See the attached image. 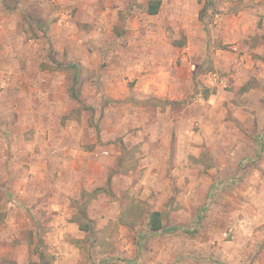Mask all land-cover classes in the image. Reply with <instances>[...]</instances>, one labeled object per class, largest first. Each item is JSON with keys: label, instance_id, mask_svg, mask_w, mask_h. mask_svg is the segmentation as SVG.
I'll return each mask as SVG.
<instances>
[{"label": "rangeland", "instance_id": "obj_1", "mask_svg": "<svg viewBox=\"0 0 264 264\" xmlns=\"http://www.w3.org/2000/svg\"><path fill=\"white\" fill-rule=\"evenodd\" d=\"M2 3L22 13H0V91L27 70L16 85L50 93L39 112L0 93V187L32 219L0 264L226 263L264 232V0ZM151 74L173 98L139 93ZM27 183L43 188L22 203Z\"/></svg>", "mask_w": 264, "mask_h": 264}, {"label": "crops", "instance_id": "obj_2", "mask_svg": "<svg viewBox=\"0 0 264 264\" xmlns=\"http://www.w3.org/2000/svg\"><path fill=\"white\" fill-rule=\"evenodd\" d=\"M30 8V7H29ZM3 12V14H2ZM7 9L6 6L2 3L0 5V13L1 15H4L6 20L9 21V19L11 18L12 14L18 15L21 14L22 11L20 10H15V11H11L9 12L10 14H7ZM6 21V26L9 25L8 22ZM2 22V21H1ZM191 69H195V65H192L190 67ZM198 68V67H197ZM2 74L7 75V78H12L13 82H14V86L11 82L8 81L7 83V88L5 90H1L0 93L3 94L4 92H7L8 95H10L11 100H8V103H10V107L13 109L14 107H18V103H22L20 109L18 108H14L13 111H17V110H21L22 107H24L23 105L27 102H29V107L32 108L34 111L39 112L41 109H44V103H45V98L44 97H39L40 94H46V93H50V91H47L46 88H44L43 86H39V85H35L33 87L31 86H27V85H22L19 87V85H16L17 82H15L14 80H21L22 79H26V82L28 83V77H29V71L27 70H20L17 71L14 75H9L11 74L10 71L8 73V71H4L2 72ZM142 75V74H139ZM143 78V76H142ZM141 78V79H142ZM187 81V79H186ZM173 85V84H171ZM11 86V87H10ZM164 87L168 88L165 89ZM141 91H139V93L141 95H144L145 92H149L151 93L154 97L159 98V99H167V98H173L172 95L175 93H173V89L172 87H167V85H164V83H161L160 80L157 78L156 75L151 74L150 78L147 80V89L145 90L143 87H141L140 89ZM14 92H19L21 94V99H19L20 101L17 100H13L11 97V94L9 93H14ZM185 93V90L181 89H177L176 90V97H183ZM172 94V95H171ZM16 102V104H15ZM3 103L1 102V105ZM15 104V105H14ZM60 105V104H59ZM16 109V110H15ZM157 114H160V110H157ZM15 115V114H14ZM168 113H165V116H167ZM12 119V118H11ZM172 119H174V117H172ZM39 125H45V122H43L41 119H39L37 126ZM69 140V142H68ZM73 140H76V144L77 146L72 147L71 143ZM79 138H72L70 135H63L60 138L57 137L55 139H53L52 137H44L43 141H45L46 143L48 142H52L55 143L56 141L59 142V144L62 145V152L67 154H70V161L71 162H76V159H72L71 158V154H74L75 156H77V154L80 152H85V149L83 150L81 148V143L79 142ZM75 144V143H74ZM42 150L44 149V147H41ZM88 152V151H87ZM189 152L186 153H182L179 154L177 153V157L181 158V157H186L188 156ZM65 157V156H62ZM68 160V159H67ZM65 161V164L68 161ZM63 172V171H61ZM43 173H47L46 170L43 171ZM65 174L66 171H64ZM70 176L72 177L74 174H72V171L69 172ZM70 186L68 187H64L66 190L69 189ZM43 187L39 186V185H33V184H29L27 183L21 190L18 189L17 192V196H18V200L22 203H25L26 200H29L31 197H33L34 194L36 195H40L38 194V190L42 189ZM15 206L12 205V203L9 200V197L7 199L6 197V190L5 188L0 187V223H2L1 227L4 230H0V245L3 244L5 247H10L11 248V242L13 240V232H12V228H14V223H16L17 225H21L22 222H27L30 224V222H32V219L30 218V216L27 217H23V219H20V221H16L13 218L12 213L14 212ZM28 216V215H27ZM16 221V222H15ZM34 223L37 222L36 219H33ZM19 223V224H18ZM264 232H260L257 233L258 235L253 234L251 236L252 242L249 244V247L243 246L242 249H226L227 251L223 250V249H219V253H223L224 257L223 260H226V263L222 262V261H217V264H264V260L262 259V257H264ZM232 242V241H230ZM255 242L256 245H255ZM199 248V247H198ZM199 252H203L201 254H204L205 250L199 248L198 249V253ZM217 253V250L215 251Z\"/></svg>", "mask_w": 264, "mask_h": 264}, {"label": "trees", "instance_id": "obj_3", "mask_svg": "<svg viewBox=\"0 0 264 264\" xmlns=\"http://www.w3.org/2000/svg\"><path fill=\"white\" fill-rule=\"evenodd\" d=\"M150 12L154 14L156 11L155 10H151ZM160 216H161V213L159 211H154L151 214V220H150L151 224L150 225H151V228H152L153 231H159L163 227ZM179 227L178 226H173L170 229L171 230H176Z\"/></svg>", "mask_w": 264, "mask_h": 264}, {"label": "built area", "instance_id": "obj_4", "mask_svg": "<svg viewBox=\"0 0 264 264\" xmlns=\"http://www.w3.org/2000/svg\"><path fill=\"white\" fill-rule=\"evenodd\" d=\"M213 75H214V76H216V73H213ZM224 234H225V236H226V235H228V233H227V232H225Z\"/></svg>", "mask_w": 264, "mask_h": 264}]
</instances>
